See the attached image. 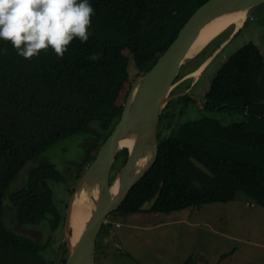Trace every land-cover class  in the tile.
<instances>
[{"label": "trees", "instance_id": "obj_1", "mask_svg": "<svg viewBox=\"0 0 264 264\" xmlns=\"http://www.w3.org/2000/svg\"><path fill=\"white\" fill-rule=\"evenodd\" d=\"M208 1L89 0L95 10L91 35L86 43L74 39L63 58L49 48L25 59L10 42L0 40V264H56L43 254L48 244L40 245L5 224V202L20 169L29 159L40 161L29 171L25 186L13 193L18 222L36 226L49 218L56 231L62 217L48 181L69 182L71 176L40 160V155L59 140L87 133L86 152L72 176L79 181L122 115L134 83L130 60L134 59L138 78L146 74ZM93 54L100 59L89 60ZM195 63L190 71L202 62ZM206 97L208 110L241 111L247 120L226 126L206 117L173 127L171 135L163 138L159 130L158 159L118 213L143 212L141 207L159 190L151 212L228 203L238 194L264 207V55L260 47L249 42L231 55L213 77ZM166 117L162 115L160 124ZM94 121H100L98 130L91 125ZM119 157L124 165L128 151ZM192 157L214 176L197 168ZM64 246L62 264L69 256ZM183 264H192V258Z\"/></svg>", "mask_w": 264, "mask_h": 264}, {"label": "rangeland", "instance_id": "obj_2", "mask_svg": "<svg viewBox=\"0 0 264 264\" xmlns=\"http://www.w3.org/2000/svg\"><path fill=\"white\" fill-rule=\"evenodd\" d=\"M235 29L236 26H230L195 59L202 63L195 66L193 71L203 65L205 58L210 57L224 43L200 75L194 77L193 71L190 72L196 64L194 58L184 63L183 68H186H182V80L175 88L180 84L177 90L189 87L192 92L188 95L189 99L177 97L166 107L168 117L159 129L162 138L169 137L173 127L206 117L216 118L226 126L247 120L246 114L241 111H213L203 106L213 77L231 55L249 42L256 43L264 55V3L249 10L241 31L234 34ZM129 70L132 80L136 82L140 77L138 78L133 58L130 60ZM91 125L98 130L100 121H94ZM88 141L87 133H79L59 140L44 155L60 171L71 176L69 185L51 184L61 217H64L72 196L71 189L76 187L77 182L72 179V173L75 174L76 170L75 164L84 156ZM122 166V157L118 156L114 173ZM114 173L112 170L111 179L114 178ZM7 204L4 218L7 226L11 227L15 215L13 210L7 208ZM109 220L112 225L107 224L98 238L101 242L107 237L113 243H101L100 248L103 249L98 251L96 264H183L190 257L192 264H264V207L249 201L241 194L228 203H208L166 214L143 211L124 215L116 212ZM43 224L26 227L39 229L43 233V243H48V248L43 253L46 260L49 262L54 259L56 264H62L65 246L61 244L64 243L66 235L65 223L61 221L56 231L52 230L50 222ZM58 254L60 255L57 257Z\"/></svg>", "mask_w": 264, "mask_h": 264}, {"label": "water", "instance_id": "obj_3", "mask_svg": "<svg viewBox=\"0 0 264 264\" xmlns=\"http://www.w3.org/2000/svg\"><path fill=\"white\" fill-rule=\"evenodd\" d=\"M262 3L264 0H209L191 17L151 70L133 83L121 117L101 145L95 160L80 178L69 200L64 240L69 256L65 264H96L97 241L107 219L119 211L131 190L154 167L159 156L161 115L172 99L190 95L188 91H172L184 63L192 59L188 58V51L202 31L219 17L237 12L248 13L252 7ZM241 28H236L234 34ZM223 45L224 43L206 59L204 67L212 61ZM124 150L128 151L127 160L111 179L116 158ZM191 160L205 174L214 176L202 162L194 157ZM25 172V168L21 170L20 181ZM195 185L200 187L197 181ZM160 195L161 190L151 201L145 203L141 210H152ZM80 204H89L92 208L88 210L85 229L76 246H73L72 220L74 211ZM14 229L31 235L38 244H42L43 233L40 230L28 229L21 224L16 225Z\"/></svg>", "mask_w": 264, "mask_h": 264}, {"label": "clouds", "instance_id": "obj_4", "mask_svg": "<svg viewBox=\"0 0 264 264\" xmlns=\"http://www.w3.org/2000/svg\"><path fill=\"white\" fill-rule=\"evenodd\" d=\"M94 12L89 0H0V40L10 42L25 59L49 48L63 58L74 39L88 41ZM88 59L97 61L100 56L93 54Z\"/></svg>", "mask_w": 264, "mask_h": 264}, {"label": "bare ground", "instance_id": "obj_5", "mask_svg": "<svg viewBox=\"0 0 264 264\" xmlns=\"http://www.w3.org/2000/svg\"><path fill=\"white\" fill-rule=\"evenodd\" d=\"M247 12H237L229 15L219 17L212 21L200 34L196 42L191 46L188 51V58L196 57L216 36L223 33L230 26L234 25L236 28H241L247 19ZM205 65V64H204ZM201 68L193 71L192 76H198L204 69ZM92 208L89 204H80L74 211L72 220V245L76 246L81 237L87 222L88 210Z\"/></svg>", "mask_w": 264, "mask_h": 264}, {"label": "flooded vegetation", "instance_id": "obj_6", "mask_svg": "<svg viewBox=\"0 0 264 264\" xmlns=\"http://www.w3.org/2000/svg\"><path fill=\"white\" fill-rule=\"evenodd\" d=\"M191 72V71H190ZM182 80V78L181 79H179V81L177 80V83L178 82H180ZM185 81V80H184ZM184 81H182V82H184ZM181 82V83H182ZM180 85V84H179ZM178 85V86H179ZM177 86V87H178ZM177 87L174 89V91L172 92V93H177V92H181V91H188L190 94H191V92H192V90H189V87L187 88V89H179V90H177ZM207 94V93H206ZM185 96V98H189V96H188V94H186V95H184ZM184 96H180V97H184ZM192 98V97H191ZM175 99V98H174ZM173 100V99H172ZM170 103H171V101L168 103V105L166 106V107H168L169 105H170ZM205 105H206V107H205ZM204 108H206L207 109V106H208V98L205 96V101H204ZM166 107H165V109H166ZM219 108H217L216 110H218ZM215 110V111H216ZM163 114H166V111L164 110L163 111ZM162 114V115H163ZM162 115H161V118H162ZM167 117H168V114H167ZM162 124H160V126H161ZM57 144V143H56ZM55 144V145H56ZM33 146V145H32ZM52 148V147H51ZM51 148H49L48 150H46V151H44L41 155H40V157H39V155L37 156V157H39V159L40 160H42V161H44L45 163H51V164H53V165H55L53 162H51L48 158H46L44 155L51 149ZM33 151L35 152H37V151H39L38 149H33ZM38 162H40L39 160H36V158L35 159H29V160H27L26 161V163L22 166V168L20 169V171H19V175H18V178L13 182V185H12V187H11V193H10V199L9 200H6V202H5V205H6V203H8L7 204V208H9V209H11V210H13L14 211V215H15V221H13L12 222V225H11V227H9V228H12V229H14V227L16 226V225H18V224H21L20 222H18V220H17V206H18V200H12V196H13V193H18L19 192V190H21L24 186H25V184H26V181H27V175H28V173H29V171L32 169V168H34L36 165H38ZM27 167V168H26ZM26 169V172H25V174H24V177H23V179L20 181V172H21V170H23V169ZM55 168L58 170V171H60L58 168H57V166L55 165ZM114 169H115V164H114V166H113V173H114ZM76 170H77V168H76ZM76 170H75V172H76ZM119 170L120 169H118V170H115V173L114 174H112V175H116L118 172H119ZM118 171V172H117ZM60 173H63L62 171H60ZM64 174V173H63ZM67 177H69V175H67V174H65ZM72 176H75V174H73L72 173ZM115 177V176H114ZM69 179H71V177H69ZM74 180H76V179H74ZM76 182L78 183L79 181H77L76 180ZM69 183H71L70 181L69 182H64V184L65 185H69ZM77 183L75 184V186L77 185ZM51 184H58V183H55L53 180H49L48 181V185H49V187L52 189V193H53V200H54V203H56L55 202V199H54V197H55V190L52 188V185ZM71 189V188H70ZM70 189L68 190V191H70ZM75 189V188H74ZM74 189H71V192H70V195L73 193V191H74ZM55 205H57V203L55 204ZM67 208H68V205H67ZM67 208H66V212H65V215H64V217L62 216V221H63V223H65V220H66V214H67ZM57 210H58V208H57ZM4 213H5V211H4ZM61 216V215H60ZM4 221H5V218H4ZM108 221L110 222V220H109V218H108ZM44 222H50L51 223V221H50V219L49 218H46V221H44ZM43 222V223H44ZM40 224V225H36V226H41V225H44V224ZM6 224V223H5ZM7 225V224H6ZM22 226H24L23 224H21ZM110 225H112V224H110ZM26 226H28V225H25L24 227H26ZM33 226V225H32ZM51 226H52V224H51ZM27 228V227H26ZM29 229V228H28ZM15 230V229H14ZM32 230H34V229H32ZM36 230V229H35ZM37 230H39V229H37ZM16 231V230H15ZM41 231V230H40ZM17 232V231H16ZM18 233H20V232H18ZM23 234V233H22ZM31 236V235H30ZM100 243V244H99ZM101 243H103V245H112V243H113V241L112 240H109L107 237H105V239L104 240H101V242L99 241V238H98V241H97V251H96V262H97V256H98V251L101 249H103V248H100V245H101ZM42 244H48V243H43V239H42ZM41 244V245H42ZM61 245H66L67 246V244L64 242L63 244H61ZM108 249H109V247H108ZM65 252V251H64Z\"/></svg>", "mask_w": 264, "mask_h": 264}, {"label": "crops", "instance_id": "obj_7", "mask_svg": "<svg viewBox=\"0 0 264 264\" xmlns=\"http://www.w3.org/2000/svg\"><path fill=\"white\" fill-rule=\"evenodd\" d=\"M217 38H218V37H217ZM217 38H216V39H217ZM216 39H215V40H216ZM215 40H214V41H215ZM224 42H225V41H224ZM222 44H223V43H222ZM222 44H221V45H222ZM210 45H211V43H210ZM210 45H209V46H210ZM221 45H219V46L217 47V49H218ZM209 46H207V48H208ZM207 48H205V49H207ZM217 49H216V50H217ZM118 227L121 228V226H118Z\"/></svg>", "mask_w": 264, "mask_h": 264}]
</instances>
